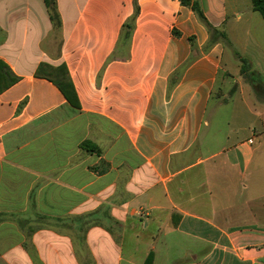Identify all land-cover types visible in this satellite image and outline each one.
I'll use <instances>...</instances> for the list:
<instances>
[{"label":"crops","instance_id":"0c3cea01","mask_svg":"<svg viewBox=\"0 0 264 264\" xmlns=\"http://www.w3.org/2000/svg\"><path fill=\"white\" fill-rule=\"evenodd\" d=\"M195 1L225 39L179 0H0V264H264V20Z\"/></svg>","mask_w":264,"mask_h":264},{"label":"trees","instance_id":"16d2710c","mask_svg":"<svg viewBox=\"0 0 264 264\" xmlns=\"http://www.w3.org/2000/svg\"><path fill=\"white\" fill-rule=\"evenodd\" d=\"M46 6L49 8L50 12H51V19L54 20H58L57 15L55 13V0H44ZM181 2L182 5L191 8V10H193L197 16L207 25V27L209 28V32L211 33V39L215 40L216 38H224L225 39V35L223 33H220L218 30H216L215 28H213L203 10L201 9L199 3L195 0H179ZM252 1V6H253V10L257 11L260 13V15L262 16L263 20H264V0H251ZM59 23V21H57V24ZM238 56V58L241 61V66H242V73L243 75H249V70H250V65L248 63V61L245 58H242L239 56V54H236ZM56 70V69H55ZM59 73V76L62 78L63 82H59V84L61 86H63L64 84L69 86L70 88L72 87L71 85V81L68 75V72L65 68V66H60L59 68H57L56 70ZM15 81L13 79H11L8 82V85H12ZM5 89V88H4ZM3 88H0V91H2ZM66 90V89H65ZM89 146V142L83 143V147L87 148ZM146 264H151V259L149 258L146 262Z\"/></svg>","mask_w":264,"mask_h":264},{"label":"rangeland","instance_id":"374dc122","mask_svg":"<svg viewBox=\"0 0 264 264\" xmlns=\"http://www.w3.org/2000/svg\"><path fill=\"white\" fill-rule=\"evenodd\" d=\"M225 48H226V53H225V56H224V64H227L229 61H231L230 60V58L233 56L232 55V50L231 49H229V46L228 45H226L225 44ZM249 63V62H248ZM251 69V68H250ZM251 71H252V69H251ZM250 71V77H253V76H255V74L254 73H252ZM41 223H43V224H46V225H49V224H51V223H54V222H52V221H50V220H45V219H42L41 220ZM70 223H73V222H70ZM61 224H65L64 222H58L57 224H54V225H61ZM80 237H82V235H83V233H80V234H78Z\"/></svg>","mask_w":264,"mask_h":264}]
</instances>
